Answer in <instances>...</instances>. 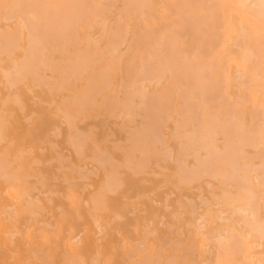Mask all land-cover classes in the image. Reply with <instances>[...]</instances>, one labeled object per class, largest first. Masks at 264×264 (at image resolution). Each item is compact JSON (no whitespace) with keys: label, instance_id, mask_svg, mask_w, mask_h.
I'll list each match as a JSON object with an SVG mask.
<instances>
[{"label":"bare ground","instance_id":"bare-ground-1","mask_svg":"<svg viewBox=\"0 0 264 264\" xmlns=\"http://www.w3.org/2000/svg\"><path fill=\"white\" fill-rule=\"evenodd\" d=\"M10 20H13L12 23L10 22L9 24H7V22ZM1 22L6 23V29L1 28ZM20 41H25L27 43V46L25 48H21V46H19L20 49H24V55L22 59H19V62H16V60L14 62L13 57H11V48H17V46L20 44ZM2 52H6L7 56L10 55L12 60L10 57L9 59L14 62V64L12 63L13 66H11L13 70H7L5 68L2 69V74H5L3 78H6H4L6 80L5 83H9L10 88L11 85L13 87L16 86V84L18 85L17 80L20 81L21 79V81H23V77L27 79L26 75H30L32 80L34 79L35 81H39V79L46 77L40 80L41 85H43V83L45 85V81L49 77L47 73H45L47 70H50L51 72L53 71V73L55 70L59 72L60 77L58 79L55 78L53 84L58 86V91L69 89V91L72 93V95H70L69 97L65 96L64 99H62L63 102L59 105L61 106L60 109H62L61 112L65 120L67 121V124L69 123L71 126L70 128L68 124L70 135H67L71 137V139L69 140L70 142H72L71 145L73 147H77L74 148L75 153H77L79 157H81L80 154H78L79 152H82V157L85 155V151L83 152L82 148L85 146L84 144L88 142L87 135L90 138L89 140H92V135L89 134L93 132L92 129L96 126H93V128L89 126L91 127V131L85 133H83V131L81 132L80 129L78 130L76 127V132L74 125L75 119L78 117V114H83L81 113L82 111L91 112L99 108V105H101V109L102 106H105L104 108H107L109 115L115 117L114 114L116 113L117 117L123 116L124 120L127 118L129 119V121H132V119L136 118V115L139 114L138 110L141 111L143 120L141 121V124L133 127V130L127 131V133L129 132V134H127L129 135V137L127 138L129 143L127 148H130V150L126 153L128 155L130 154L129 158L131 157V159L125 158V162L128 163L130 161L132 164L130 162L128 164L124 163L125 165L123 166L125 168L129 166L131 170V167L134 164L133 162H135L134 160H137L136 157V159H133V156H136L133 155V152L135 154L136 150L140 152V159L139 161H137L138 163L136 162L137 165L134 164V166H138L141 168L143 167V172L144 169H147L144 167L150 165H143L144 158L146 157L145 160L147 161L151 160V158H149L150 154L161 156L160 159L165 160L164 162L167 163L168 158H170L168 156L171 155L173 159V152L171 153L172 147H170L169 141L170 138H175L179 145V151L177 154L179 155V157L176 158V164H178V166H176V172H178L179 175L178 179L182 183H186V185L189 186L192 185V183H194L195 181L201 180L202 178H208V180H206L205 182L206 185L208 183L212 184V192H210L211 197L213 198V200H215V202H211L209 200L206 201L204 199L206 197L203 196V199H201L206 202L205 205H208V201L210 204L202 213L196 215L195 213H197L199 210L196 211L195 202H193L194 206H191L192 204L190 202H192V199L189 200L186 198L191 204H189V214L194 215L192 226L195 228L193 231L194 242H192V240L190 239L191 244L187 246V248L189 247V251L191 250L190 248H194V251L198 254V257L201 260L200 264H209V260L213 253L211 249L214 248V245L216 247V253L214 255L213 264H264V0H0V53ZM55 54H59L62 60L58 66L52 65L54 64L52 60ZM1 61L4 60H1L0 58V62ZM54 61H56L55 63H57L58 60ZM11 75L13 78L11 77ZM119 75L121 76L120 81L117 80V77ZM19 76L21 78H19ZM53 77L54 76H50V78L48 79H53ZM15 81H17L16 84ZM78 81L82 82L80 87H78L77 85ZM51 83H49L51 85L49 87L51 89L49 90L52 94V88H56V86ZM24 85L27 86V83H25ZM5 89L7 90L6 85ZM29 92H32V90H29ZM98 93L99 95L102 94L101 101L96 98V96H98ZM15 94L17 95L18 93ZM11 96L8 93V95L6 96L8 98H6L7 101L4 98L2 99V102L4 100L6 101L4 102V104L8 101L10 102ZM13 96V98L18 99V95L16 97L15 95ZM20 96L21 95H19V97ZM34 97L35 96H33V98ZM19 100L20 102H22L20 98L18 100H14V102L16 101L15 104L17 103L18 106H22V103L18 104ZM54 101L56 100L54 99ZM43 102L44 101H41V103ZM51 104H53V101L51 102ZM24 108L21 107L20 110L23 111ZM55 109L56 108H54V110ZM60 109L58 110V113H55L56 116L60 115ZM3 110L1 112H3ZM5 111L6 110H4L3 112L4 114ZM1 112L0 114H2ZM9 113L11 114V112ZM33 115L37 114L34 113ZM33 115L31 114V116ZM138 116L140 117V114ZM61 118L63 119V117ZM1 119L2 117L0 118V120ZM24 119L26 121L27 118ZM84 119H86V117ZM84 119H82V121L80 122H83ZM8 120L9 118L5 121ZM171 120H173L175 124L174 131L169 134L167 132L169 126H167L166 124ZM1 121L0 127L2 129L4 119ZM62 124L65 123L62 122ZM124 125L125 124L122 125L121 123V128H124ZM131 128L129 127V129ZM71 129H74L75 131L73 132H76V134L78 133L77 138L79 137L80 142L82 140L80 138L81 135V137L85 135L82 143L85 141V139L87 141H85L83 144L80 143L79 140L74 136L76 134L71 133ZM53 133L54 136L55 133L56 135L62 134L57 129H54ZM71 134L74 136V140H76V142L73 141V136ZM60 135L55 137L60 138ZM113 135L115 137V133ZM1 136L3 137L2 133H0V142H2V140H5L2 139ZM69 136L68 139L70 138ZM111 136L112 134H109L108 137ZM6 138H8V136H6ZM96 139L95 141L92 140V142H98L96 141ZM108 140L105 141L108 142ZM115 141L112 142L115 145L114 147L118 149L117 151H119V147H121L119 145V141L120 143L123 142L122 140H118L117 143H114ZM52 142V146L53 144H57L56 141L53 143ZM102 142L103 141H101L100 143H96L98 145V148H94V146V150L92 149L93 153L95 152V150H97L95 154H97V152L99 151L98 154L95 157L93 155L92 158L91 156H89L90 158L88 157V159H92L93 162L97 161L100 167L103 166V168L106 166V161L107 163H113V165L109 164L112 171L113 169L111 166H113L114 168V165L116 167L119 166V164L111 162L109 159L104 160L105 156L101 157L100 153L104 155V151H101L100 145L102 144ZM9 143L12 145L13 141L10 142L9 140L8 144ZM125 143H127V141ZM81 144L83 145V147H81ZM5 147L4 150L6 149ZM55 147L57 148L58 146L56 145ZM123 148L124 146L121 147L120 150H122ZM27 149V151H29L28 153H30V151L32 150H29V148ZM40 150L41 152H43V149L39 148V151ZM123 150H125V148ZM107 151H105V153ZM24 152L25 154H28L26 151ZM141 152L143 156L145 155L144 158L141 156ZM6 153H0V157L3 155L7 156ZM31 153L33 152L31 151ZM15 154L17 155V152ZM22 154L20 155L22 156ZM58 154L61 153L57 152V155ZM62 154L61 158L58 160L63 159ZM107 154L109 155L110 152H108ZM127 154L124 153L126 157H128ZM110 156L112 157L111 154L109 155V158ZM3 157H1V159L6 160ZM19 157H17L18 160L23 156L21 158ZM69 157L66 156L64 160L67 162L71 161V157ZM141 157L143 158V160H141ZM56 159L57 158L51 157L52 161L50 160L49 162L52 163L53 160ZM88 159L87 161H90ZM110 159L118 162V160L113 157ZM33 160L38 162V159ZM33 160L31 161L33 164L37 163L33 162ZM84 160H86V158H84ZM2 161L3 160L0 161V170L3 169V171H5L7 169L8 166L1 167L4 164H8L9 167L10 165H12V163H8L10 161H3L4 163ZM49 162L47 164H49ZM62 162L63 161L61 160V164H63ZM173 162L175 163V161ZM41 163H43V161H39V164ZM51 163L50 166L52 165ZM74 163L72 162V165ZM120 163L123 164V162L121 161ZM159 163L160 161L158 160L156 166L157 164L160 165ZM29 165L30 164L28 163V166ZM21 166H23V164H21ZM62 166H64V164ZM73 166L72 173H77V171H74L76 170L77 166ZM86 167L87 166L85 164L84 168ZM121 167L119 166L120 169ZM136 167H132L136 169V171L134 170L135 173L133 171V174L136 175L137 173L138 176L142 173L139 172L141 171V169L138 168L137 171ZM157 167H159V169H162L161 165ZM17 168L20 169L19 165ZM65 168L68 170L71 167H68L66 165ZM82 168L80 167V171ZM119 168H117L116 173L118 172ZM164 168L167 169V166H164L162 171L165 170ZM15 169L12 170L13 173L12 171H2L4 173L3 174L0 171V176L1 178L4 177V182H6L7 179H9V182L10 180L14 181V176L16 177L18 175L15 174L16 172L14 173ZM28 169L31 171L30 168ZM115 169L116 168H114V170ZM152 169L154 170V167ZM90 170L91 172H93L92 169ZM90 170L88 169V172ZM155 170H157V168ZM168 170L169 169H167V171L165 170V172H168ZM80 171L79 174H83L84 170L82 171V173H80ZM97 171L98 170H96V172ZM91 172H89V174H91ZM105 172H107V169ZM108 172L110 171L108 170ZM108 172L105 175L107 177L106 186L105 188H103L101 184L100 188H103V193L106 189V191H109L108 194H112V192L116 194L118 189L121 188V186L119 188V185L123 184L121 180L122 174L120 179L119 174L117 177V179H119L122 184H119V181L117 182L116 180L113 182H117V184L119 185L115 183L113 185L110 177H112V175L116 176L117 174L114 173L112 175H109ZM94 173L95 172H93V174ZM152 173L154 174V171ZM65 174L63 175H65L66 179L64 183L66 184L69 180V175L68 172H66ZM147 174L150 175V173ZM161 174H156L155 172V176L157 175V177L159 175L161 176ZM29 175H27L26 177L23 175L22 176L25 178H29ZM85 175L86 173L82 175V177L84 176V179L86 178ZM95 175H97L98 177L97 173ZM115 176H113L114 178L112 177V180H115ZM74 177L75 175L73 174V178ZM82 177L80 175L79 179H81ZM61 178L63 179V177ZM73 178L72 180L75 179ZM45 179L46 176H44L43 178V175H41L39 183H41V180ZM56 179V181L60 180L58 178ZM88 179L90 178L88 177ZM16 180H18L19 182V178ZM75 180L78 179L76 178ZM69 181L71 182V180ZM166 181L168 182L167 179ZM212 181H214V183ZM9 182L6 183L9 184ZM147 182L149 183V181H146L145 184H147ZM170 182L171 181H169V183ZM169 183L168 185H170ZM71 184L73 185L74 183ZM86 184L88 185V187L91 185V187H93V184L85 183L84 185ZM210 184H208L207 186L209 187ZM168 185H166L165 187H167ZM172 185L175 186V184ZM11 186L12 187H10V189L9 187L6 188L7 192H9L8 195L10 194L9 196H11L10 192L13 190L12 193L17 197H13L14 200L18 199L19 197L22 198V196H25L28 193V188H25V186L22 184H15L12 182ZM114 186H117L116 189H118L112 191L111 188H114ZM165 187L163 186V188ZM81 189H83V192H85L84 190H86V188ZM193 189L194 188H191L190 190ZM208 189H210V187ZM50 190L47 192H50L52 194V189ZM183 190L184 188H182L181 191ZM70 191L72 196L69 195V199H74L72 203L77 204V200L79 197H77V194L76 196H73V194H75V190L74 193L72 192V190ZM154 192L155 190L152 193ZM58 193L59 192H57V194ZM104 194L102 197V195L99 194L98 191V198L96 197V192L94 194L95 196L92 195V197L90 195L92 202H94L96 198V200H98L95 201L93 205L97 206L98 203L99 206L92 209L96 210L97 208V213L100 210L101 205L104 206L110 201L109 200L107 203L104 201L105 197H107L104 196ZM139 195L136 196V198H139ZM31 196H28L29 199L31 198ZM147 196H149V194H147ZM167 196L170 197V195ZM82 197L83 196H81V199L79 198V203L82 200ZM169 197L167 198V200H165L166 206V202L168 201ZM48 198L49 197H47V199ZM50 198V202H54ZM76 198L77 200H75ZM99 198L103 199H101L102 202L99 201ZM136 198L133 199L135 200ZM123 199H127V197ZM14 200L12 199V201ZM35 200H33L32 205V199H30V204L28 202L29 200H27V204L31 207L25 204L22 206H25V209H21L24 212L25 210H27L26 207H29L31 209L34 205ZM138 200H136L135 202L137 203ZM179 200L182 201L181 198ZM179 200L177 199V201ZM36 201L39 202V199ZM155 201L156 200L154 199V202ZM180 201L179 203L181 204ZM135 202H131V204H136ZM72 203L70 204L71 208H69L71 210L73 205ZM85 203L89 205L88 201H86ZM38 204H36V207H38ZM185 205L184 207L180 206V209L186 208ZM201 205L199 206L201 207ZM213 205H216V209ZM41 207L45 208V206ZM171 207L172 206L168 208L167 206L165 208H168L170 210ZM4 208H8L9 211H12L10 206H7L3 207V210L6 211L4 213L9 212H7V210ZM44 208L43 210L45 211ZM62 208L59 207V210ZM109 208H111V205ZM104 209L106 210V208ZM15 210H13V214H17V211ZM62 210L60 214L64 215L63 213L66 210H63V213ZM32 211V214L35 213V211ZM103 211H101V214ZM28 212L31 217L29 210ZM69 212L70 211H68L67 213ZM140 212L142 211H139V213ZM4 213L3 215H6ZM67 213H65L64 218L70 216V214L73 212L69 213V215H67ZM79 213L80 212H78L77 215ZM130 213L132 214L134 212ZM73 214L72 215L74 218L75 213ZM8 215L10 214L8 213ZM55 215L52 217L56 218ZM34 216L35 214H33V219ZM36 216H38L39 218L43 216V213H41V215L39 213H36ZM82 216H80L79 218H81ZM115 216L114 218H116ZM119 216L118 219L120 218L121 220V217ZM93 217L95 216L93 215ZM178 217H182V215L180 216V214H178ZM1 218L2 217L0 216V238L4 239L7 234L11 235L12 233L14 236L15 232L17 234V227L14 228L16 230L15 232L12 231L13 226L15 227V223L10 222L9 225H7ZM8 218H10V216ZM109 218L110 217H108V219ZM15 219L16 218L14 215V220ZM66 219L68 220V218ZM92 219H95V223L97 224V226L99 225V232H101L102 236H105L107 232V225L105 221L101 223L100 220H102V217L99 218L97 216L96 218ZM163 219H165V217H163ZM133 220L131 221L133 222ZM65 221L66 220L64 219V222ZM70 221L73 222V220L71 219ZM76 221L77 220H75V222ZM188 221L187 226L188 224H190V222L188 223ZM29 223L31 222L29 221ZM61 223L63 229V222L61 221ZM61 223L59 228L61 227ZM73 223L71 225H73ZM161 223L162 221L160 222V224ZM35 224H37V219ZM47 224V226H50L49 223ZM44 225L46 226V224ZM75 226L77 225L74 224V227ZM54 227L56 226H52L51 228ZM74 227L70 226L71 233L74 231ZM29 228L31 229L32 227ZM30 229L26 232H28L27 237L31 241L33 239V235ZM43 230L39 229L40 232ZM155 230L152 231V234L153 232H155ZM39 231L37 233H40ZM67 231L66 233H69ZM172 231L173 229L171 230V232ZM90 233L91 232L87 230L86 236H89ZM119 233L123 234L124 232L121 231ZM172 233L175 234V232ZM41 234H43L46 237L45 240H47V233ZM41 234H39L38 237L43 236ZM50 234H53L57 238L60 235V230L58 229V231ZM71 235L69 233L63 236L65 246H67V248L71 251V255L74 259L73 263L77 262L79 264H83L86 260V256L83 252L85 242H83V239H81L80 237H78L79 239L77 238V240H74ZM119 235L121 236V234ZM123 235H125V233ZM22 236L23 235H21V237ZM34 236L36 237V234ZM10 237L12 238V235ZM6 238H8V236H6ZM177 238L180 240V238L182 237ZM7 240H9L10 243L14 242L13 239V242H11L10 239ZM144 240L145 239H143V241ZM150 243L151 242H149V247ZM211 243H213L214 245L210 249L209 245ZM43 244L44 243H41V247H43ZM126 244L128 245L130 250L129 257L134 255L136 256L139 251L141 252L142 250L143 252L145 248H147V243L144 245V247L146 246L145 248L141 245H138L140 244V241L136 242V245H138L136 248L135 246L133 247L132 245H130V243L128 244V242ZM185 245L187 244L185 243ZM38 247H40V244ZM101 247L102 246H98L97 253L93 255L94 257L95 255H97V257H95V259L92 257L93 260L91 261L95 262V264H102L101 262L104 259L105 264H114L113 258L111 256H104V252ZM36 250L41 251L43 249L40 250L38 248L35 249V251ZM153 250L154 253L147 258L145 257L148 256L149 253L146 254L145 257H143L144 255H140V259L135 260L138 261L135 264H172V261H174V264H179L176 259L173 260L174 258H178L176 255L166 260L163 253L158 252L155 248ZM177 251L182 250L178 249L176 250V252ZM31 252L33 256L36 253L34 251ZM47 253V251L45 253L43 252V254L45 255H47ZM13 257L14 256L12 255L11 259H13ZM72 257H68L70 259L66 257V260L68 259L71 261ZM184 257L186 259L185 255ZM198 257L195 256V258ZM48 259L49 258H47V260ZM36 261L38 260L36 259ZM192 261L190 260L189 264ZM186 262L188 261L186 260ZM69 263L73 264L72 261ZM27 264L30 263L27 262Z\"/></svg>","mask_w":264,"mask_h":264},{"label":"rangeland","instance_id":"rangeland-1","mask_svg":"<svg viewBox=\"0 0 264 264\" xmlns=\"http://www.w3.org/2000/svg\"><path fill=\"white\" fill-rule=\"evenodd\" d=\"M12 21L13 20L8 21L7 24H9L10 22L12 23ZM5 24H6L5 22H1V25H2L1 28L6 29ZM19 46H21V48H25L27 46V43L25 41H20V44L17 46V48L16 47H15V49L11 48V50H12L11 57H13V59H14L13 61L14 62H15V60H16V62H19V59L20 58L22 59V57L24 55V49H20ZM5 53H3V52L0 53L1 60H4V61L0 62V67H1L0 68V108L2 110L3 109L6 110L5 114H4L3 113L4 110H3V112H1L2 110L0 109L1 110L0 112L2 113V114H0V118L2 117L1 120L4 119V122H3L4 125L2 124V129L0 127V129H1L0 133H2V135H3V137L1 136L2 139H5V140H2V142H0V153L1 154L2 153H6V152H8V153H6L7 156H4V155H3L4 157L1 156V157L5 158L6 160L1 159V157H0V161L1 160L5 161V162L6 161H10L8 163L9 164L12 163V165H10V167H9L8 164L7 165L4 164L1 167H3V166L7 167L8 166L9 168L7 167L6 170L4 169L5 171H3V169L0 170V171L1 172L2 171L3 172H6V171L11 172L13 169L17 168L18 165H19L21 170L18 169V168L14 170V173L16 172L15 174H18V175L20 174V175L19 176L17 175L18 177L14 176V178H15V179H13L14 181L10 180V182H9V179H7L6 182H9V184L4 182V177L1 178V176H0V206H1L0 207V210H1L0 211V216L2 217L1 219L7 225H9L10 222L15 223L14 224L15 227L13 226L12 231L15 232L17 230V234H16V232L14 233L15 237L13 236V233H12L11 234L12 238L10 237L11 235H8V234L6 235V236H8V238H6V236L4 237V239L0 238V242H1L0 243V247H1V249H0V251H1L0 252V264H14L15 262H16L15 264H27V262L30 263V264H35V263H38V264H40V263L41 264H53V263L54 264H71L69 262L72 261V263H73L74 259H73L72 255H71V251L67 248V246H65V241L63 240V236L67 235L69 233H70V235L74 233L73 235H71L74 238V240H77V238L80 237L81 239H83V242H85L83 252H84V254L86 256V260H85V262L83 264H91V263L95 264V262H93L91 260H93V258L95 259V257H97V255H95V257L93 255L95 253H97L98 246H102L101 249L104 252V256L108 255V256H111L113 258V263L114 264H129V263L135 264L136 262H138V261H135V260H139L140 259V255H144L143 257H145V255L149 253L148 256L145 257V258H147L151 254H153L154 253V250H153L154 248L158 252L163 253V255L165 256L166 260H168V258H171L174 255H176L178 258H174L173 260L176 259V261H178L179 264H187V263L189 264L190 260L191 261L193 260L192 262H190V264L191 263H193V264H198L199 263L200 264L201 260L198 257V254L194 251V248H190L191 249L190 251H189V247L187 248V246H189V244H191V242H190L191 240H192V242H194L193 241V238H194L193 231L195 229L192 226V223H193L192 220H193V216L194 215L193 214H191V215L189 214L190 205L192 204L191 206H194L193 202H195L196 211L199 210L197 213H195L197 215L199 213H202L207 208V206L210 204L209 201L215 202V200H213V198L211 197V192H212V189H211L212 187L211 186H212V184L208 183V184H210V186H209L210 189H208L209 188L207 186L208 184L206 185V182H205L206 180H208V178H202L201 180L195 181L194 183H192V185H189V186H187L186 183H182L178 179L179 175H178V172H176L177 171V169H176L177 167L176 166H178V164H176V162H177L176 158L179 157V155H177L178 151H179V145H178L177 140L175 138H172V139L170 138L171 142L169 141V145H170V147H172V150H173V151L171 150V153L173 152V154H172L173 159H172L171 155L168 156L171 159L167 157L168 158V161H167V158H166L167 163L164 162L165 160H161L160 159L161 156H158V155H155V154H153V155L150 154L149 158H151V160L147 161V160H145L146 159L145 155L143 156V154L141 152V156L143 158L145 157L143 165L150 164L149 166H145L144 167V168H147V169H144V172L146 174L142 170L143 167L141 168V167H138V166L137 167L134 166V164L137 165V163H138L137 161H139V159H140L139 158L140 152H138V150H136L135 154L133 152V155H136V156H133V159L137 158V160H134L135 162H133L134 164H133L132 167H136L137 171H138V168H140L141 171H142V172L139 171L142 174H140L138 172L140 175L137 176V173H136V175H134L133 171L134 170L136 171V169L131 167L132 163L130 161L129 162L131 163L130 167H131L132 171L130 170L129 166L127 167V165H126V167L129 168V169H127L123 165L129 163V162L128 163L125 162V158L131 159V157L129 158L130 154L128 155L126 153L127 151L130 150V148H127L128 145H129L128 140H127V138L129 137V135H127V134H129V132L127 133V131L128 130L131 131V130H133V127L138 126V125L141 124V121H143L142 120V116H141V111L138 110V113L140 114V117L138 116L139 114H137L136 118L133 117L134 119H132V121H129V119H127V118L124 120L123 116H118L117 117L116 113L114 114L115 117L109 115V112H108L107 108H104L105 106H102V109H101V105H99V108H97V109H95V110H93L91 112L82 111L81 112V113H83L82 115L78 114L77 115L78 117L75 119V122H74L75 129L77 127L78 130L80 129L81 132L83 131V133H85V132H90L91 131L90 130L91 127L93 128V126L94 127L96 126L95 128H97V129L93 128L92 129L93 132L90 133L89 135H92L91 139L94 140V141H95L96 138H97L96 141H98L99 143L101 141H103L102 144H100V145H101V151L102 150L104 151V153H103L104 155H102V153H100L101 157L105 156L104 160L109 159L111 162L119 164L120 167L122 165V167L120 169L119 166L115 167V165H114V168H116L114 170L113 166H111L112 169H113L111 171V168H110V165H109L111 163H109V162L107 163V161H106V164H105L106 166L103 168V166L100 167V165L97 163V161L93 162L92 159L91 160L88 159L89 156H91V158H92L93 155L95 157L98 154L99 151L97 152V154H95V152L97 150H95V152L93 153V150H94L93 147L95 146L94 148H96L98 146L96 143H98V142L94 143V141L92 142V140H89L90 138L88 137V135L86 133L88 142H86V144H84L85 146L83 147L82 144L85 141H87L85 139V141L82 143V140H83V138H85V135L83 137H81L82 135L80 136V138L82 139L81 142H80L79 137L77 138L78 133L76 134L77 129H76V132H73L75 130L71 129V133L72 134L75 133L76 135H74V136L79 140L80 143H82L81 147H83L82 148L83 152L85 151V155L83 157H82V154H81L82 152H79L78 154H80V156H81V157H79L77 155V153H75V148L74 147H76V146L73 147L71 145L72 142L69 141L71 139V137L69 136L70 135L69 134L70 133L69 132L70 131V129H69L70 124L68 123L69 124V126H68L67 121L65 120L64 116L62 115V112H61L62 109H60L61 106L59 105L60 103L63 102L62 99H64L65 96L69 97L70 95H72V93L69 91V89L68 90L64 89V90H59L58 91V86L53 84L54 83L53 81H55V78L58 79L60 77L59 76V72L55 70L54 73H53V71L51 72L50 70H47L45 73H47V75L49 76L48 78H50V76H54V77H53V79L52 78L51 79L47 78L48 80L46 79L45 85H44V83H43V85H41L40 80L44 79L46 77L41 78V79L38 78L39 81H37V80L35 81L33 79L35 81L34 82L30 75H26L27 79L25 77H23L24 78L23 81H21V79H20L21 82L19 80H17L18 81V85L16 84L17 81H15L16 86L13 87L11 85V88H10L9 87V83H7V82L5 83V81H6L5 79L6 78L5 77H4L5 79L3 78V76H5V74L4 73L2 74V72H3L2 69H4V68L7 69V70L12 69L11 66H13L14 62L11 61L12 58L10 57V55L7 56V53L6 54ZM9 57L11 58V60L9 59ZM54 60H58L57 63H55L56 61H54ZM52 61L54 63L52 65L58 66L59 63L62 60H61L59 54H55ZM20 76H24V75H20ZM20 76H19V78H21ZM11 77H12V75H11ZM120 79H121V76L119 75L117 77V80L120 81ZM1 82H2V84H1ZM46 82H47V84H46ZM25 83H27V86L24 85ZM49 83H51L54 86H56V88H54L53 85H52V87H53L52 88V94L50 93V90H49V89H51V88H49L51 86ZM81 84H82V82L78 81V83H77L78 87H80ZM5 85L7 86V90L5 89ZM13 85H14V82H13ZM27 88H28V90H27ZM29 90H32V92H29ZM41 90H43V91H41ZM8 93H9L10 96L12 95L10 97L11 100L9 99L10 102L8 101L7 103L4 104V102H6L7 99H8L6 97L8 95ZM15 93H18L17 94L18 95V99L20 98L21 101H22V102H20V100H19L18 104L22 103V106L21 105L18 106L17 103L15 104L16 101L14 102V100H18L17 98L16 99L13 98L14 97L13 95H15V97L17 96ZM19 95H21V96L19 97ZM33 96H35V97L33 98ZM4 98H5L6 101L4 100L2 102V99H4ZM53 98L56 101H54ZM96 98L99 101H101L102 94L99 95V93H98V96H96ZM30 100H33V101H30ZM40 100L44 101L46 103H44V102L41 103ZM52 101H53V104H51ZM54 102H56V103H54ZM23 104H24L25 108L23 107ZM21 107L24 108L23 111L20 110ZM54 108H56V109L54 110ZM59 109H60V115L56 116L55 113H58ZM9 112H11L12 117H11V114ZM34 113L37 114V115H33ZM31 114L33 116H31ZM5 115L6 116L10 115V116L6 117ZM28 115H29V117H28ZM84 116L86 117V119H84L85 118ZM61 117H63V119ZM120 117H122V118H120ZM8 118H9V120L5 121ZM24 118H27L26 121H25ZM117 118H119V119H117ZM82 119H84L83 122H80V121H82ZM62 122L65 123V124H62ZM28 123H29V125H28ZM114 123H115V126H114ZM121 123H122V125L125 124L124 125L125 126L124 127L125 130H124V128H121ZM174 124L175 123H174L173 120L167 122L166 125L169 126V129L167 130V132L169 134L174 131ZM55 126L58 127V128H56ZM89 126H91V127H89ZM129 127L130 128L132 127V128L129 129ZM59 128H61V129H59ZM70 128H71V126H70ZM72 128H73V126H72ZM54 129L55 130L57 129L60 133H62L61 134L62 136L59 134L60 138L59 137H57V138L55 137V136H59L58 134L56 135V133H55V136H54V133H53ZM114 133H115V137L113 135ZM67 134H69V135H67ZM95 134H96V136H95ZM109 134L110 135L112 134V136L108 137ZM6 136H8V138H6ZM68 136L70 137L69 139H68ZM74 136L72 137V139H73L74 142H76V140H74ZM108 138H109V140L111 142L108 140ZM9 140H10V142L13 141L12 145L10 143H9L10 145L8 144ZM105 140H108V142L105 141ZM118 140H122L123 143H120V141H119V145L121 147L124 146L126 151L123 150L124 149L123 148L122 149L123 152H122V150H120L121 147H119V146H118L119 147V151H117L118 149L114 147L115 145L113 144L112 141H115L114 143H117ZM52 141L53 142L56 141V143H57L56 145L58 147H60V148H58V147L56 148L55 147L56 145L53 144V146L55 148L54 149L52 144H51ZM126 141H127V143H125ZM116 145H118V144H116ZM30 146H31V148H30ZM4 147L6 148L5 150H4ZM45 147H46V151H45ZM19 148H20V150H19ZM27 148H29V150L32 149L31 151L33 153H31V151H30V153H28L29 151H27L28 150ZM39 148L43 149V152H41V150L39 151ZM104 149H106V150H104ZM98 150H100V149H98ZM15 151L17 152L18 156L15 154L16 153ZM24 151H26L28 154H25ZM105 151H107V152L105 153ZM21 152L22 153L24 152V153L22 154ZM57 152L61 153V154L64 152L62 154V158L63 159H61L63 161L62 163L64 164V166H62L63 164H61V160H58V159L61 158V154H58L59 155V158H58ZM108 152H110L112 157L115 158L116 160H118V162L114 161L113 159H110L112 157L110 156V158H109L110 154L108 155L107 154ZM124 153L127 154L128 157H126L124 155ZM20 154H22L23 157ZM106 154H107V156H106ZM19 156H21L22 158L19 157ZM66 156L67 157L70 156L71 158L70 157L69 158H70L71 161H69V162L65 161L64 159H65ZM17 157L21 158V159H19L20 161L17 159ZM51 157L52 158H57L56 159L57 161L53 160L52 163L49 162L51 160ZM142 157H141V160H143ZM14 158L16 159V162H15ZM84 158H86V160H84ZM33 159H36V160L38 159V162L34 161ZM87 159L90 160V161H87ZM128 159H126V160H128ZM32 160H33V162H37V163L33 164L31 162ZM158 160L160 161L159 164L161 165L162 169L161 168L159 169V167H157V166H160V165L157 164V166H156V163L158 162ZM171 160H172V162H171ZM26 161H28V162H26ZM39 161H43V163L39 164ZM46 161H48L49 164H47L48 162H46ZM120 161L123 162V164L120 163ZM173 161H175V163ZM72 162L73 163L75 162L73 164L74 166L72 165ZM28 163L30 164L29 165L30 167L28 166ZM50 163L52 164L51 166H53V167L50 166ZM21 164H23V166H21ZM85 164L87 166L86 168H84ZM66 165L68 167L70 166L71 170L70 169L67 170L65 168ZM111 165H113V163ZM72 166L73 167H76V166L78 167V168L76 167V170H74V171H77V173H74V172L72 173V170H73ZM164 166L165 167L167 166V169H169L171 171L168 170V172H165V170L167 171L166 168H164L165 170L162 171ZM58 167H59V169H58ZM80 167L81 168L83 167L81 169V171H80ZM153 167H154V170L152 169ZM28 168H30L31 171ZM105 168L107 169V172H108V170L110 171V172H108L109 175L110 174L112 175L114 173L117 174L116 176L112 175V177L115 176V180L114 179L112 180V177H110L111 182L117 180V182L119 181V184L120 183L122 184V182L124 184V185L122 184L123 185L122 186V185L117 184V182H113V185L115 183V184L119 185V188L121 186L120 189L117 188L118 191H117L116 194L113 193V192H112V194L111 193L108 194L109 191L108 190L106 191V189L104 191V193L106 195L103 193L102 189L105 188V186H106V178H107L105 176L107 174V172H105L106 171ZM117 168H119L118 169L119 173L118 172L116 173ZM156 168H157V170H155ZM39 169H40V171H39ZM88 169L89 170L92 169V171L95 172V173L93 174V172H91V170H90L89 172H91V174H89ZM103 169H104V171H103ZM60 170H62V171H60ZM78 170L80 171V173H82V171L84 170L83 174L86 173L85 176H86L87 179L86 178L84 179V176L82 177L83 174H79ZM96 170H98V171L96 172ZM135 171H134V173H135ZM153 171H154V174L152 173ZM174 171H175V173H174ZM66 172H68V175H69L68 177H69V180H71V182L67 179L68 181L65 184L64 181L66 179L65 178V175H66L65 173ZM87 172H88V176H87ZM122 172L125 173V174H123ZM155 172H156V174L157 173H159V174L163 173V174H161V176L159 175L157 177V175L155 176ZM12 173H13V171H12ZM29 173H30L31 177H30ZM39 173H41V174H39ZM96 173L98 174V177H97V175H95ZM147 173H150V175H148ZM176 173H177V175H176ZM3 174H2V176H3ZM63 174H65V175H63ZM73 174L75 175L74 178L75 179L77 178L78 180H75L73 178ZM118 174H119V179L121 178V174H122V178H121L122 182H120V180L117 179ZM22 175L25 176V177L27 175H29V178L28 177L25 178ZM41 175H43V178H44V176H46V179L45 180H41V183H39V181L41 179ZM80 175H81V177L83 179L82 178L79 179ZM32 176H34V177H32ZM56 176H58V177H56ZM35 177H37V178H35ZM61 177H63V179ZM88 177L90 179H88ZM5 178H7V177H5ZM18 178H19V182H18V180H16ZM56 178H58L60 180L56 181L57 180ZM72 178L75 181L72 180ZM166 179L168 180V182L166 181ZM146 181H149V183L147 182V184H145ZM169 181H171V182L169 183ZM12 182L15 183V184L24 185L25 188H28L27 192L29 194L27 193V195L22 196V198L17 195L19 197L18 198L19 200L18 199L14 200L13 197H16V196L12 193L13 190L10 192L11 196H12L11 197V196H9L10 194L8 195L9 192H7V188H6V187H9V189H10V187H12L11 186ZM68 182H69V185H68ZM84 182L93 184V187H91L92 185L89 186V187H88L87 184L84 185L85 184ZM165 182H167V183H165ZM212 182L214 183V181H212ZM44 183H46L47 185L44 184ZM71 183H74V184L72 185ZM162 183H163V185H162ZM168 183L170 185H168ZM101 184H102L103 188L102 187L100 188ZM108 184H109V182H108ZM172 184H175V186L172 185ZM45 185H46V187H45ZM166 185H168V186L165 187ZM33 186L35 187V189H34ZM163 186L165 188H163ZM87 187H88V189H87ZM116 187L117 186H114V188L112 187L111 188L112 191L113 190L114 191L117 190ZM178 187H179V190H178ZM67 188L72 190L73 193H74V190H75V194H73V196L74 195L76 196V194H77V197H79L80 199H81V196H83L82 200L80 201V203L78 202L79 198H78V200H77V198L75 199V200H77V204L78 205L80 204L79 206L77 204H73L72 203L74 199L73 200L69 199L70 196H72V195H71V191L69 189H67ZM81 188H86V190H84L85 192H83V189H81ZM99 188H100V190H99ZM182 188H184L183 191H181ZM191 188H194V189L190 190ZM33 189H34V191H33ZM50 189H52V194L50 192H47ZM157 189H159V190H157ZM154 190H155V192L152 193ZM53 191H54V193H53ZM98 191H99V194L102 195V197H103V194H104V196H107L104 199V201L106 203L110 200L109 203H107L104 206H102L100 204L101 205V208L99 207L100 210L102 209L101 211H103V210L105 211V212L104 211L102 212V214L104 213L103 214L104 216L101 214L100 210L97 213V211H96L97 208H96V210H92L95 207L99 206L98 203H97V206L93 205V203L95 201H98V200H96L98 198L97 197L98 196ZM129 191H131V192H129ZM44 192H45V194H44ZM57 192H59V193L57 194ZM95 192L97 193V195H96L97 198L96 197H95L96 199L93 198V199H95V201L92 202L91 201L92 199L90 197L92 195L95 196L94 195ZM176 192H177V194H176ZM181 192H182V194H181ZM31 193H32V196H31ZM41 193H43V194H41ZM55 193L58 196H56ZM46 194H48V195H46ZM147 194H149V196H147ZM174 194H175V196H174ZM138 195H139V198L138 197L136 198V196H138ZM167 195H170L171 198L169 196H167ZM28 196H31V198H30V199H32L31 205L33 204V200H35V199L36 200L39 199V202H43V203H39V202H37L35 200L36 203L34 201L33 207L31 209L29 207H26L27 210H25V212H24L22 209H25L24 208L25 206L24 207H22V206L27 204V200H29L28 202L30 204V199H29ZM46 196L49 197V198L51 197L50 199L52 201H54V202L51 203L49 198L47 199ZM184 196H186V197H184ZM203 196L206 197V198H204L206 201L209 200L208 201V205H205L206 202L202 200ZM10 197L14 201H12V199ZM126 197H127V199H123V198H126ZM168 197H169V199H168V201L166 203H167L168 208L170 206H172L170 208V210L168 208H167L168 210L165 208V207H167L166 204H165V200H167ZM198 197H199V199H198ZM1 198H2V201H1ZM133 198H136V199L134 200ZM149 198H150V200H149ZM180 198H181L182 201L179 200ZM186 198L189 199V200L192 199V202H190L191 204L188 202V200ZM67 199H68V202H67ZM101 199L99 198V201L102 202L103 199L102 200ZM131 199H133V200H131ZM154 199L156 200L155 202H154ZM177 199L181 202V204L179 203V201H177ZM193 199H194V201H193ZM85 200L89 202V205L87 203H85L86 202ZM136 200H138L137 203L135 202ZM202 201L204 203V206H203ZM131 202H133V203L135 202L136 204H131ZM159 202H160V204L162 202L163 203L160 205ZM176 202H178V203H176ZM67 203H68L69 206L67 205ZM71 203L73 204L72 205V210L69 209V208H71L70 207ZM139 203H140V205H139ZM36 204H38V207H36ZM157 204H159V205H157ZM179 204H180L181 207H184V205L186 204L185 205L186 208L180 209L181 207L179 206ZM110 205H111V208H109ZM117 205H118V207H117ZM199 205H201V207ZM7 206H10V208L12 206L14 207V208L13 207L11 208L12 211L11 210L9 211L8 208L7 209L4 208V209L7 210V212L9 211L8 213L10 215H8V213H4L6 211L3 210V207H7ZM28 206H30V205H28ZM41 206H45V208L41 207ZM213 206H215L214 208L216 209V205H213ZM59 207H61V208L63 207L62 209L66 210V211L64 212L62 209L59 210ZM43 208L45 209V211L43 210ZM104 208H106V210ZM195 208H194V210H195ZM217 208H218V206H217ZM15 209H17V210H15ZM13 210L17 211L16 212L17 214H13L12 213ZM28 210L30 211L31 217L29 215ZM32 210L33 211L36 210L35 213H33V214H35L34 219H33V214L31 213ZM40 210H43L44 212L40 211ZM61 210H62V213L64 212L63 213L64 215L68 211H70L69 213H71V212L75 213L74 218H73V215H74L73 213H71L70 216L66 217L67 215H69V213H67V215L65 216L66 218H68V220H67L66 218H64V215L60 214ZM143 210H144V212H143ZM180 210H181V213H180ZM139 211H142V212L139 213ZM184 211H185V213H184ZM78 212H80L79 213L80 216L83 215L82 216L83 218L82 217L79 218L80 217L79 214L77 215ZM130 212H134V213L131 214ZM3 213L6 214V215H3ZM36 213H39L40 215H41V213H43V216L38 218V216H36ZM47 213L48 214L50 213V214L48 215ZM90 213H91L92 217H91ZM183 213H184V215H183ZM99 214H100V216H99ZM178 214H180V216L182 215V217H178ZM14 215H15V218H16L15 220H14ZM54 215L56 216V218L52 217ZM93 215L95 217H93ZM119 215H121V216H119ZM174 215H175V217H174ZM9 216H10V218H8ZM97 216L99 218L102 217V220H100L101 223H103L105 221V223L107 225L106 226L107 232H106L105 236H102L101 232H99L100 229H98L99 225L97 226V224L95 223L96 221H94L95 219H92V218H96ZM114 216L117 218V220H116V218H114ZM118 216L121 217V220H120V218L118 219ZM139 216H140V218H139ZM61 217H62V219H61ZM108 217H110V218L108 219ZM145 217H146V219H145ZM163 217H165V219H163ZM35 218L37 219V224H35L36 223V219ZM51 218H53V219H51ZM63 218L66 220L65 222H64ZM30 219H32V220H30ZM70 219L73 220L74 223L71 222ZM74 219L77 220V221L75 222ZM131 220H133V222ZM144 220H145V222H144ZM17 221H18V223H17ZM29 221L31 223H29ZM61 221L63 222V229H62ZM111 221H112V223H111ZM161 221H162L163 224L162 223L160 224ZM187 221H188V223L190 222V224H188V226H187ZM43 222H45V223H43ZM70 222H71V224L73 223V225H71ZM107 222H108V224H107ZM109 222L111 223V225H110ZM151 222H152V224H151ZM47 223H49L51 227L52 226H56V227L51 228L50 226H47L48 225ZM60 223H61V227L59 228ZM146 223H148V224H146ZM44 224H46V226ZM74 224H76L79 227H77V226L74 227ZM95 224H96L97 227L95 226ZM70 226L74 227L73 228L74 231L72 233H71ZM16 227H17V229L15 230L14 228H16ZM29 227H32V228L30 229ZM29 229H30V231L32 232V235H33V239L31 241L27 237L28 236V234H27L28 232H26ZM39 229L40 230L44 229V230L40 232ZM58 229L60 230L59 237L56 238L53 234L52 235L50 234V233H53L55 231H58ZM172 229H173L172 232H175V234L171 232ZM18 230L20 231V233H19ZM87 230L89 232H91L89 236H86V231ZM92 230H94V231H92ZM154 230H155V232H153V234H152V231H154ZM178 230H180V231H178ZM38 231L40 233H37ZM66 231L69 232V233H66ZM121 231H123L125 233V235H123L124 233L123 234L119 233ZM21 232H22V234H21ZM18 233L23 235L24 237L23 236L22 237L24 239ZM41 233H47V235H48L47 240H45L46 237L43 234H41ZM118 233L121 234V236ZM149 233H150V235H149ZM35 234H36V237L34 236ZM39 234H41L43 236L40 235L41 237H38ZM97 234H99V235H97ZM104 237H106V238H104ZM177 237H182V238H180V240H179ZM165 238H167V239H165ZM183 238H184V240H183ZM7 239H10L11 242H13L12 241V239H13L14 240V242H13L14 245H13V243H10L9 240H7ZM143 239H145V240L143 241ZM167 240H168V242H167ZM185 240H186V242H185ZM188 240H189V242H188ZM123 241H124V243H123ZM137 241H140V244H138V245H141L142 247H144V245L147 243V245H146L147 248H145L146 247L145 246L144 247L145 250L143 252H142V250H141V252L137 251L138 254L136 256L132 253L134 256H130L129 257V251L130 250H129V247H128V245L126 243L127 242H128V244L130 243V245H132L133 247L135 246V248H136L138 246V245H136ZM149 242H151L150 243V247L151 248L149 247ZM41 243H44L43 247H41ZM121 243H123V244H121ZM172 243H173V245H172ZM185 243L187 245H185ZM25 244H27V245H25ZM39 244H40V247H38ZM124 244H125V246H124ZM213 245H214L213 243H211L209 245L210 249H211V247ZM193 246H194V244H193ZM173 247H175V248H173ZM184 247H185V249H184ZM34 248L35 249L39 248L40 250L43 249L41 251H43L44 253L47 251L48 253H47V255H45L41 251H37V250L35 251ZM114 249H116V250H114ZM178 249L182 250V251H177L176 252V250H178ZM215 249H216V247L214 245V248L211 249L213 253H212L211 258L209 260V264H213V262H214V255L216 253ZM151 250H153V251H151ZM31 251L36 252L34 256L32 255ZM164 251H166V252H164ZM48 254H49V257H48ZM180 254H181V256H180ZM193 254H194V256H193ZM12 255L14 256L13 259H11ZM184 255L186 256V259H185ZM35 256H37V257H35ZM195 256L198 257V258H195ZM66 257L67 258L68 257H72L71 261L68 260L70 258H68L66 260ZM47 258H49V259L47 260ZM26 259H27V261H26ZM36 259L38 261H36ZM186 260L188 262H186ZM47 262H50V263H47ZM172 262L171 263L174 264V261H172ZM101 263L105 264V260L103 259ZM73 264H79V263L76 262V263H73Z\"/></svg>","mask_w":264,"mask_h":264}]
</instances>
